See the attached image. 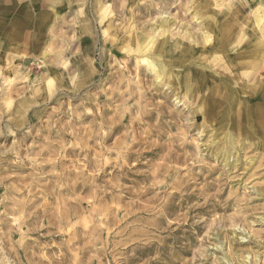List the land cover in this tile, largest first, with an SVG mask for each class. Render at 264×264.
Wrapping results in <instances>:
<instances>
[{"label":"clouds","instance_id":"clouds-1","mask_svg":"<svg viewBox=\"0 0 264 264\" xmlns=\"http://www.w3.org/2000/svg\"><path fill=\"white\" fill-rule=\"evenodd\" d=\"M0 264H264V0H0Z\"/></svg>","mask_w":264,"mask_h":264}]
</instances>
